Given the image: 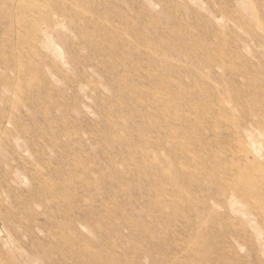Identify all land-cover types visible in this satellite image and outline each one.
<instances>
[{
    "label": "rangeland",
    "instance_id": "obj_1",
    "mask_svg": "<svg viewBox=\"0 0 264 264\" xmlns=\"http://www.w3.org/2000/svg\"><path fill=\"white\" fill-rule=\"evenodd\" d=\"M0 98V264H264V0H0Z\"/></svg>",
    "mask_w": 264,
    "mask_h": 264
},
{
    "label": "bare ground",
    "instance_id": "obj_2",
    "mask_svg": "<svg viewBox=\"0 0 264 264\" xmlns=\"http://www.w3.org/2000/svg\"><path fill=\"white\" fill-rule=\"evenodd\" d=\"M46 26V25H45ZM47 28V27H46ZM46 30V29H45ZM50 30V29H49ZM4 89V88H3ZM14 90V89H13ZM3 96V95H2ZM2 96H1V98H2ZM0 98V99H1ZM3 102V101H2ZM6 112V111H5ZM18 124V123H17ZM244 128H247V126L246 127H244ZM18 130V129H17ZM251 133V132H250ZM249 132H248V130H246V136H247V139H245V138H243V137H240V139L241 140H239V141H241L242 142V147L240 148L241 149V151L240 150H238V152H239V154H242V155H246V156H249L250 157V155L252 156V154L254 153V152H256L257 150H256V148H254V144L251 142V140H250V134ZM19 134V133H18ZM21 136V135H20ZM252 136V135H251ZM222 138V137H221ZM224 138V137H223ZM252 138V137H251ZM215 140V139H214ZM213 140V141H214ZM208 141V140H207ZM216 141V140H215ZM226 141V140H225ZM228 141V140H227ZM203 142V141H202ZM206 143V142H205ZM208 143H209V141H208ZM223 143V142H222ZM221 143V144H222ZM227 143V142H226ZM203 144V143H202ZM217 143H215L214 144V146L216 145ZM221 144H219V145H221ZM227 145V144H226ZM224 146V145H223ZM212 147V146H211ZM230 147V146H229ZM238 148H239V146H237ZM257 147V146H256ZM209 148H210V145H209ZM209 148L207 149V150H209ZM213 148V147H212ZM226 148V147H225ZM231 148V147H230ZM200 149H204V147H203V145H202V148H200ZM205 149V150H206ZM218 149H221V148H218ZM226 150H228V149H226ZM261 150V149H260ZM212 151V150H211ZM222 151V150H221ZM232 152H234V149L233 150H231ZM214 152V151H213ZM222 153V152H221ZM186 154V153H185ZM200 154H201V152H200ZM211 154V153H210ZM209 154V156L210 157H214L213 155L211 156ZM217 154V153H216ZM227 154H228V152H227ZM234 154V153H233ZM201 155H203V154H201ZM229 155V154H228ZM187 156V155H186ZM189 156V155H188ZM254 156V155H253ZM252 156V157H253ZM258 156V155H257ZM202 157V156H201ZM177 158V157H176ZM216 158V157H215ZM245 158V157H244ZM183 159V158H182ZM187 159V158H186ZM217 159H219L218 157H217ZM253 159H254V157H253ZM257 159V158H256ZM258 159H259V157H258ZM263 159V158H262ZM177 161H178V159H176ZM181 160V159H180ZM185 160V159H184ZM198 160V159H197ZM214 160V159H213ZM216 160V159H215ZM221 160V159H220ZM261 160V159H260ZM217 161V160H216ZM251 161V160H250ZM259 161V160H258ZM180 163H181V161H180ZM201 164V163H200ZM218 164H220V163H218ZM218 164H217V166H218ZM183 165V164H182ZM214 165V164H213ZM223 165V164H222ZM184 166V165H183ZM200 166H202V165H200ZM263 166V165H262ZM226 167V166H225ZM183 168V167H182ZM192 169L194 168V167H191ZM196 168V167H195ZM194 168V169H195ZM199 168V167H198ZM212 168H213V166H212ZM219 168H221V167H219ZM259 168H260V166H259ZM186 169H187V166H186ZM200 169V168H199ZM222 169V168H221ZM220 169V170H221ZM227 169V168H226ZM261 169V168H260ZM259 169V170H260ZM179 171V170H178ZM189 171V169L188 170H186V172H188ZM191 171V170H190ZM189 171V172H190ZM194 171V170H193ZM249 171V170H248ZM200 172V171H199ZM203 172V171H202ZM201 172V173H202ZM208 172V171H207ZM215 172V171H214ZM240 172V171H239ZM261 172V171H260ZM193 173V172H192ZM191 173V174H192ZM201 173H199V174H201ZM209 173V172H208ZM245 173V172H244ZM168 174V173H167ZM220 174H221V172H220ZM228 174V173H227ZM165 176H166V174H164ZM187 175V174H186ZM188 175H190V174H188ZM222 175V174H221ZM225 175V174H224ZM192 176V175H191ZM212 176V175H211ZM210 176V177H211ZM228 176V175H227ZM248 176V175H247ZM252 176V175H251ZM190 177V176H189ZM214 177V176H213ZM235 177V176H234ZM244 177V176H243ZM264 177V176H263ZM167 178V177H166ZM169 178V177H168ZM197 178H199V177H197ZM196 178V179H197ZM245 178V177H244ZM250 178V177H249ZM195 179V178H194ZM207 179H209V178H207ZM240 179V178H239ZM263 179V178H262ZM169 180V179H168ZM189 180V179H188ZM193 180V179H192ZM216 180V179H215ZM252 180V179H251ZM190 181V180H189ZM258 181V180H257ZM263 181V180H262ZM199 182V181H198ZM211 182V181H210ZM229 182V181H228ZM253 182V181H252ZM259 182V181H258ZM175 183V182H174ZM221 183V182H220ZM264 183V182H263ZM172 184V183H171ZM209 184V183H208ZM191 185H192V183H191ZM196 185V184H195ZM261 185V184H260ZM171 186V185H170ZM173 186V185H172ZM176 186V185H175ZM178 186V185H177ZM176 186V187H177ZM197 186V185H196ZM199 186V185H198ZM201 187H202V185H200ZM262 186V185H261ZM181 187V186H180ZM200 187V188H201ZM212 187V186H211ZM183 188V187H182ZM210 188V187H209ZM214 188V187H213ZM238 188V187H237ZM247 188V187H246ZM187 189V188H186ZM181 190V189H180ZM196 190H198V189H196ZM185 191V190H184ZM183 191V192H184ZM210 191V190H209ZM197 192V191H196ZM202 192V191H201ZM200 193V192H199ZM203 194V193H202ZM207 194H209V193H207ZM228 194V193H227ZM181 195V194H180ZM189 195H191V193L189 194ZM174 196H176V195H174ZM179 196V195H178ZM232 196V195H231ZM188 197V196H187ZM209 197V196H208ZM233 197V196H232ZM173 198V197H172ZM182 198V197H181ZM191 198H193V197H191ZM191 198H189V200L191 199ZM199 198V197H198ZM185 199V198H184ZM183 199V200H184ZM188 200V201H189ZM195 200H196V198H195ZM200 200V199H199ZM198 200V201H199ZM209 200H210V198H209ZM192 201V200H191ZM194 201V200H193ZM211 202V201H210ZM183 203V202H182ZM185 203V202H184ZM190 203V202H189ZM189 203L187 204V206H189ZM193 203V202H192ZM205 203V202H204ZM257 203V202H256ZM200 204V203H199ZM206 204V203H205ZM209 204V203H208ZM214 204H218V203H214ZM230 204V203H229ZM228 204V205H229ZM178 205V204H177ZM186 205V204H185ZM192 205V204H191ZM196 205V204H195ZM210 205V204H209ZM225 205V204H224ZM223 205V206H224ZM250 205V204H249ZM179 206V205H178ZM180 206H182L181 204H180ZM200 206V205H199ZM226 206V205H225ZM194 207V206H193ZM222 207V206H221ZM255 207V206H254ZM253 207V208H254ZM179 208V207H178ZM189 208H190V206H189ZM199 208V207H198ZM208 208V207H207ZM182 209V208H181ZM181 209H179V210H181ZM210 209H211V206H210ZM251 209V208H250ZM178 210V209H177ZM208 210V209H207ZM214 210V209H213ZM215 210H217V208L215 209ZM252 210V209H251ZM254 210V209H253ZM184 211V210H183ZM188 211V210H187ZM196 211H198V210H196ZM209 211V210H208ZM213 212V211H212ZM261 212V211H260ZM169 213H171V212H169ZM173 213V212H172ZM175 213V212H174ZM181 213V212H180ZM191 213V212H190ZM252 213V212H251ZM99 214V213H98ZM97 214V215H98ZM101 214V213H100ZM99 214V215H100ZM176 214V213H175ZM212 214H214V213H212ZM215 214H216V212H215ZM261 214V213H260ZM171 215V214H170ZM169 215V216H170ZM173 215V214H172ZM182 215H183V213H182ZM254 215V214H253ZM192 216H193V214H192ZM206 216V215H205ZM219 216H221V214H219ZM167 217V216H166ZM176 217V216H175ZM210 217V216H209ZM215 217V216H214ZM96 218H98V217H96ZM105 218V217H104ZM168 218V217H167ZM186 218H187V216H186ZM102 219V218H101ZM262 219V218H261ZM195 220V219H194ZM202 220V219H201ZM200 220V221H201ZM209 220H211V219H209ZM173 221V220H172ZM182 221V220H181ZM187 221H190V220H187ZM199 221V219L196 221V222H198ZM260 221V220H259ZM178 222V221H177ZM208 222V221H207ZM262 222V221H261ZM260 222V223H261ZM115 223V222H114ZM179 223V222H178ZM178 223H176V224H178ZM200 223V222H199ZM117 224V223H116ZM189 224V223H188ZM202 224H203V222H202ZM262 224V223H261ZM179 225V224H178ZM206 225V224H205ZM213 225V224H212ZM186 226V225H185ZM196 226V225H195ZM202 226V225H201ZM214 226V225H213ZM258 226V225H257ZM118 227V226H117ZM135 227V226H134ZM263 227V226H262ZM115 228V227H114ZM126 229H128V227H125ZM201 228V227H200ZM215 228V227H214ZM220 229V228H219ZM218 229V230H219ZM222 229H224V228H222ZM225 229H228V228H225ZM224 229V230H225ZM200 230V229H199ZM199 230H198V232H199ZM210 230V229H209ZM186 231V230H185ZM228 231H230V230H228ZM244 231V230H243ZM139 232V231H138ZM238 232H240V231H238ZM261 232V231H260ZM200 233H201V231H200ZM219 233V232H218ZM232 233H233V231H232ZM234 233H236V232H234ZM251 233V232H250ZM146 235H148L147 233H145ZM189 234H191V233H189ZM195 234H196V232H195ZM194 234V235H195ZM198 234V233H197ZM220 234V233H219ZM218 234V235H219ZM260 234V233H259ZM145 235V236H146ZM185 235V234H184ZM188 235V234H187ZM226 235V234H225ZM232 235V234H231ZM237 235H239V233L237 234ZM262 235H264V234H262ZM139 236V235H138ZM156 236V235H155ZM233 236H234V234H233ZM147 237V236H146ZM242 237V236H241ZM150 238V237H149ZM197 238V237H196ZM220 238V237H219ZM227 238V237H226ZM238 238H239V236H238ZM237 238V239H238ZM247 238V237H246ZM152 239H155L154 237L152 238ZM244 239V238H243ZM198 240H199V238H198ZM201 240V239H200ZM220 240V239H219ZM245 241V240H244ZM231 242V241H230ZM172 243V242H171ZM203 244H205V243H203ZM213 245V244H212ZM221 245V244H220ZM242 245V244H241ZM197 246V245H196ZM200 246V245H199ZM263 246H264V244H263ZM197 248V247H196ZM233 248V247H232ZM263 249V248H262ZM209 250V249H208ZM226 250V249H225ZM230 251H232V250H230ZM34 252V250L32 251V253ZM36 252V251H35ZM34 252V253H35ZM145 252V251H144ZM210 252V251H209ZM235 252H237V251H235ZM223 253V252H222ZM225 254V253H224ZM230 254H233L232 252L230 253ZM173 255V254H172ZM191 255V254H190ZM229 255V254H228ZM238 255V254H237ZM216 256V255H215ZM222 256H224V255H222ZM250 256H251V254H250ZM93 257H95V258H97V260H99V259H101V255L100 254H97V255H93ZM248 257H249V253H248ZM252 257V256H251ZM258 257V256H257ZM139 258V257H138ZM222 258V257H221ZM233 258V257H232ZM187 259V258H186ZM196 259V258H195ZM194 259V260H195ZM229 259V258H228ZM243 259H245V257L243 258ZM255 259H257V258H255ZM137 260V259H136ZM136 260H134L135 262L133 263V264H137V262H136ZM193 260V261H194ZM197 260V259H196ZM247 260V259H246ZM249 260V259H248ZM247 260V261H248ZM259 260V259H258ZM137 261H139V260H137ZM149 261H150V264H168L171 260H170V258H165V259H162V258H155V256L153 255V257L152 258H149ZM189 261V260H188ZM219 261V260H218ZM222 261V260H221ZM186 262H187V260H186ZM197 262V261H196ZM210 262V261H209ZM200 264V263H199Z\"/></svg>",
    "mask_w": 264,
    "mask_h": 264
}]
</instances>
